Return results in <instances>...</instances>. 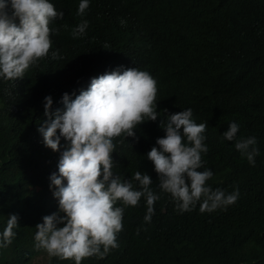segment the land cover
<instances>
[{"label": "trees", "instance_id": "trees-1", "mask_svg": "<svg viewBox=\"0 0 264 264\" xmlns=\"http://www.w3.org/2000/svg\"><path fill=\"white\" fill-rule=\"evenodd\" d=\"M49 2L64 12L50 24L59 31L51 35L49 55L22 79L0 77V234L10 215L19 217L12 243L0 248V264H34L46 252L35 248V226L59 211L50 176L59 175L69 142L61 137L56 152L45 146L38 131L48 119L45 97H52L51 111L63 109L65 93L74 99L93 78L129 68L157 81L158 117L134 130L138 140L114 139L112 171L125 179L137 171L150 175L161 198L150 223L144 197L136 207L118 201L124 207L119 246L81 264H264V0H89L83 16L81 0ZM82 20L88 28L73 38ZM57 50L61 58L54 60ZM188 108L196 123L208 122L209 150L200 169L213 172L207 184L227 193L239 188L237 202L226 209L201 213L198 203L181 213L161 192L147 158L166 135L168 115ZM231 122L240 126L238 137L257 138L254 166L224 139ZM49 264L75 262L51 257Z\"/></svg>", "mask_w": 264, "mask_h": 264}, {"label": "clouds", "instance_id": "clouds-1", "mask_svg": "<svg viewBox=\"0 0 264 264\" xmlns=\"http://www.w3.org/2000/svg\"><path fill=\"white\" fill-rule=\"evenodd\" d=\"M88 7L89 0H81L78 15L83 16ZM63 17L64 12L57 11L49 0H0V77L22 79L30 66L47 57L51 35L59 31L50 24ZM88 24L82 20L73 29V38L83 36ZM51 57L61 58L58 50L51 52ZM157 92V81L149 72L129 68L93 78L90 87L74 99L65 93L63 109L51 111L52 97H45L48 119L38 129L45 146L59 151L61 137L69 144L59 159V175L50 176L59 211L43 217V223L35 226V248L46 251L36 258L46 255L49 260L57 257L75 264L93 256L104 259L119 246L117 233L123 229L124 207L138 206L142 197L147 205L144 221L151 222L154 204L161 197L153 190L150 175L137 171L125 179L114 174L112 153L115 138L138 140L134 130L145 121L157 120ZM207 126L208 122H195L191 108L168 115L162 127L166 135L157 139L159 147L147 153L158 175V187L170 194L181 213L191 212L198 203L201 213L226 209L240 196L238 186L231 193L214 190L207 184L213 172L200 171L205 163L202 154L209 150L204 135ZM239 130V124L231 122L222 135L234 141L235 149L254 166L259 155L257 138L238 137ZM118 201L124 207L116 206ZM18 219L16 214L8 217L0 234V248L12 243Z\"/></svg>", "mask_w": 264, "mask_h": 264}, {"label": "rangeland", "instance_id": "rangeland-1", "mask_svg": "<svg viewBox=\"0 0 264 264\" xmlns=\"http://www.w3.org/2000/svg\"><path fill=\"white\" fill-rule=\"evenodd\" d=\"M15 22L18 24L19 23L18 19ZM35 263L36 264H49V259L46 255L40 256L36 258Z\"/></svg>", "mask_w": 264, "mask_h": 264}]
</instances>
